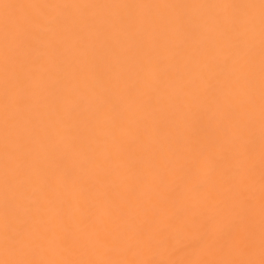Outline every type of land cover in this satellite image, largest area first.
Segmentation results:
<instances>
[{"label": "bare ground", "instance_id": "bare-ground-1", "mask_svg": "<svg viewBox=\"0 0 264 264\" xmlns=\"http://www.w3.org/2000/svg\"><path fill=\"white\" fill-rule=\"evenodd\" d=\"M0 264H264V0H0Z\"/></svg>", "mask_w": 264, "mask_h": 264}]
</instances>
